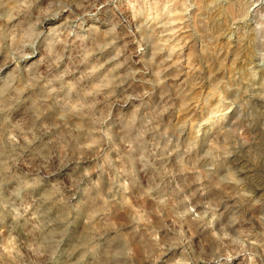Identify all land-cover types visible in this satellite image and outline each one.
I'll return each instance as SVG.
<instances>
[{"label":"clouds","instance_id":"clouds-1","mask_svg":"<svg viewBox=\"0 0 264 264\" xmlns=\"http://www.w3.org/2000/svg\"><path fill=\"white\" fill-rule=\"evenodd\" d=\"M258 84L264 0H0V264H264Z\"/></svg>","mask_w":264,"mask_h":264},{"label":"rangeland","instance_id":"rangeland-1","mask_svg":"<svg viewBox=\"0 0 264 264\" xmlns=\"http://www.w3.org/2000/svg\"><path fill=\"white\" fill-rule=\"evenodd\" d=\"M65 15L67 14L65 13ZM107 15H110L107 10H102L96 17H93L92 20L102 21ZM88 19V17L84 18V20ZM246 99L249 128L262 142V145H264V86L258 84L254 92Z\"/></svg>","mask_w":264,"mask_h":264}]
</instances>
